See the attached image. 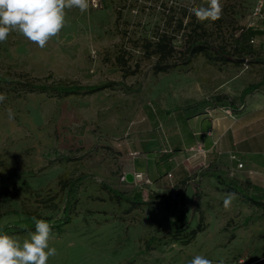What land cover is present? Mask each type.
<instances>
[{
    "label": "rangeland",
    "instance_id": "obj_1",
    "mask_svg": "<svg viewBox=\"0 0 264 264\" xmlns=\"http://www.w3.org/2000/svg\"><path fill=\"white\" fill-rule=\"evenodd\" d=\"M255 2L221 0L220 18L200 22L189 9L201 0H105L83 14L66 9L65 26L44 49L11 33L0 43V93L7 97L0 103V229L23 224L29 213L53 223L69 199L72 220L51 229L57 255L48 264H189L196 255L213 264H264V204L251 196L238 193L226 209V188L190 201L186 180L165 182L162 197L190 220L179 231L170 228L164 202L134 206L104 186L128 197L141 189L147 199L154 180L139 172L143 179L128 182L123 172L154 151L142 140L154 131L159 155L166 149L169 114L197 112L209 102L239 106L250 94L264 93L261 86L240 95L264 76V25L253 14ZM164 33L173 38L168 62L176 65L156 72L155 43ZM193 43L219 47L234 59L209 50L185 62ZM27 78L115 84L93 94L57 95L17 84ZM79 177L68 196L62 182ZM199 223L201 230L191 233ZM32 231L6 233L23 240Z\"/></svg>",
    "mask_w": 264,
    "mask_h": 264
},
{
    "label": "crops",
    "instance_id": "obj_2",
    "mask_svg": "<svg viewBox=\"0 0 264 264\" xmlns=\"http://www.w3.org/2000/svg\"><path fill=\"white\" fill-rule=\"evenodd\" d=\"M166 119L172 125L166 149L159 155L154 131L142 139L154 151L138 157L135 167H125L123 172L147 173L154 180L147 196L160 193L165 182L174 185L186 180L190 201L207 193L218 195L219 189L226 188L251 196L256 205L264 204V93L250 94L239 106L209 102L197 112L183 109ZM198 146L203 150L197 151ZM167 169L169 178L162 175ZM136 191L145 198L144 190Z\"/></svg>",
    "mask_w": 264,
    "mask_h": 264
},
{
    "label": "clouds",
    "instance_id": "obj_3",
    "mask_svg": "<svg viewBox=\"0 0 264 264\" xmlns=\"http://www.w3.org/2000/svg\"><path fill=\"white\" fill-rule=\"evenodd\" d=\"M76 8L85 13L90 0H0V43L6 42L13 32L44 49L48 42L57 37L65 26L66 9ZM200 22L218 20L222 13L221 0H201V4L189 9ZM0 93V103L6 99ZM8 118H14L11 108ZM237 199L234 192L226 193L223 199L227 209ZM35 230L27 238L0 232V264H48L57 249L50 246L51 225L45 219L33 217ZM189 264H213L203 255H196ZM219 264H224L223 260Z\"/></svg>",
    "mask_w": 264,
    "mask_h": 264
},
{
    "label": "trees",
    "instance_id": "obj_4",
    "mask_svg": "<svg viewBox=\"0 0 264 264\" xmlns=\"http://www.w3.org/2000/svg\"><path fill=\"white\" fill-rule=\"evenodd\" d=\"M158 0H156L157 2ZM173 38L167 34H161L158 36V41L155 43V52L158 54V59L155 65L156 72H164L169 69L175 67V63H169L168 58L172 55L175 50V46L172 43ZM209 50H212L216 55L225 61H232L233 56L226 50L221 49L219 47H215L206 43H193L187 47L184 52L185 62H190L191 56L200 52L208 53ZM17 84L27 88L29 91L42 90L47 92H52L57 95H72V94H93L99 91H102L105 88H109L115 84V82H107L104 84H96V85H82L77 82H59L57 84H47V83H39L34 78H27L25 81H18ZM264 88V76L263 78L255 83H251L243 88L241 93L242 99L249 93L254 90L259 89L260 87ZM216 98V97H215ZM217 101V100H216ZM219 101V100H218ZM226 105V104H224ZM79 178L75 179H67L62 182L63 188L68 187V196L73 192V187L75 182L79 180ZM108 190L113 193V196L117 201L126 200L130 202L132 205H140L146 203H156V202H164L168 208V217H169V225L172 230L183 231L190 226V220L187 219L186 214L182 209L176 212V204L171 202V200H166L162 197L159 192H153L148 196L147 199L143 197L142 191H135L132 197H128L124 192L111 188L107 185H104ZM15 212V211H13ZM33 217L37 219H44L42 216L37 215L35 213H29L24 218V223H13L11 225H7L3 229H0V232H6L8 230H15L17 232H25L28 230H35V222ZM72 220V205L69 199H67L65 208H64V216L60 219L55 220L53 223H50L52 228H60ZM202 228L201 223H199L195 229L191 231V233L196 234ZM151 241H148L147 248L148 250Z\"/></svg>",
    "mask_w": 264,
    "mask_h": 264
},
{
    "label": "built area",
    "instance_id": "obj_5",
    "mask_svg": "<svg viewBox=\"0 0 264 264\" xmlns=\"http://www.w3.org/2000/svg\"><path fill=\"white\" fill-rule=\"evenodd\" d=\"M129 2H137V3H145V4H154L156 0H128ZM105 0H90V7L92 9H101L104 7ZM264 13V0H256L254 8H253V14L256 16H259L260 18L264 19L263 17ZM197 151H202V147L198 146ZM135 178L141 180L144 178L142 173H136ZM147 181H149L147 179Z\"/></svg>",
    "mask_w": 264,
    "mask_h": 264
},
{
    "label": "water",
    "instance_id": "obj_6",
    "mask_svg": "<svg viewBox=\"0 0 264 264\" xmlns=\"http://www.w3.org/2000/svg\"><path fill=\"white\" fill-rule=\"evenodd\" d=\"M125 177L128 182H133L135 180V175L132 172L126 173Z\"/></svg>",
    "mask_w": 264,
    "mask_h": 264
}]
</instances>
